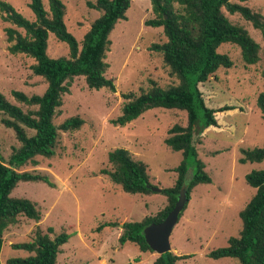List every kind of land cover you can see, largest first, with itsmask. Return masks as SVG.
Segmentation results:
<instances>
[{"label": "rangeland", "instance_id": "rangeland-1", "mask_svg": "<svg viewBox=\"0 0 264 264\" xmlns=\"http://www.w3.org/2000/svg\"><path fill=\"white\" fill-rule=\"evenodd\" d=\"M9 3L27 20L35 16L28 7L29 0H0ZM65 6L64 23L81 45L84 34L92 22L101 15L89 7L96 0H60ZM48 11V0H42ZM243 5L264 17V0H248ZM227 19L247 30L260 46L259 61L245 65L240 49L225 43L217 51L227 55L233 65L220 68L214 78L198 85L205 105L219 110L223 106L235 109L215 113L216 127L205 129L195 144L198 158L205 165L210 184H200L190 191V200L179 217L171 237V253L189 256L176 264H239L237 259H210L211 250L227 245L230 237L238 236L241 230L239 212L255 193L246 181V174L264 170L261 163L238 162L241 149L259 148L264 145V118L256 105L258 95L264 94L261 72L264 70V36L255 30L239 14H229ZM125 20H118L109 35L111 41L106 52L108 69L105 77L112 80L115 91L105 88L88 89L84 77H74L67 92L62 95V105L53 117L58 127L70 117H79L83 124L78 130L58 131V139L51 158L36 156L16 171L46 176L51 183L19 182L10 196L25 198L36 205L40 220L33 221L19 215L14 224L3 233L0 263L10 259L26 258L33 253L14 249L16 243L31 242L33 231L39 227L46 232L52 227L54 234H70L60 248L56 264H154L157 253H141L133 243L120 245L122 225L140 222L145 217L155 216L167 204L161 193L129 194L113 183L102 170L113 171L108 163V153L116 148L127 150L133 160L146 165L151 186L169 188L176 183V167L181 163V152L172 151L164 140L169 129L179 124L186 126L184 111L156 108L148 110L125 126L111 123L121 114L127 102L122 94L139 96L150 89V81L166 88L177 84L164 64L162 54L150 50L152 44L166 42L163 28L146 26L147 20L156 16L150 0H132L125 13ZM6 28H15L2 20L0 13V93L5 99L24 112L35 111L16 100L12 92L27 96L42 95L47 84L42 77L31 71L34 60L24 54H11ZM47 55L50 58L68 57L67 44L48 37ZM10 119L0 112V160L10 165V156L19 148L15 132L3 124ZM11 120V119H10ZM28 135L34 132L23 127ZM189 167L187 179H190ZM112 223V226L100 225Z\"/></svg>", "mask_w": 264, "mask_h": 264}, {"label": "trees", "instance_id": "trees-1", "mask_svg": "<svg viewBox=\"0 0 264 264\" xmlns=\"http://www.w3.org/2000/svg\"><path fill=\"white\" fill-rule=\"evenodd\" d=\"M132 0H96L88 3L89 7L101 11V15L90 25L84 34L81 45L67 31L64 23L65 6L60 0H48V11L42 0H29L28 7L35 16L31 22L18 13L12 5L0 1L2 20L15 28H6L8 50L11 54H24L34 60L31 71L42 77L46 90L42 95L27 96L13 91V97L28 106H36L35 111L24 112L18 106L9 103L0 93V112L10 119L3 120L7 128L14 130L20 143L10 156V165L0 160V252L3 233L9 225L16 222L19 215L33 221L40 220L36 205L25 198H14L10 194L19 182H42L51 186L46 176L16 170L28 162L34 163L36 156L51 158L58 139V131L78 130L83 124L79 117H70L60 126L53 123V117L62 105V95L67 92L74 77H84L88 89L105 88L115 91L112 80L105 77L108 64L106 52L111 41L109 35L118 20L126 19V11ZM248 0H150L155 18L147 20L146 26L162 27L166 42L152 44L150 50L161 53L164 64L170 74L177 79V84L166 88L150 81V89L135 96L129 92L122 94L127 100L121 114L111 123L125 126L139 118L148 110L161 108L179 110L186 113L187 124L173 125L164 143L175 152H181V163L176 167V183L173 187L163 188L161 194L166 196L167 206L155 216L145 217L140 222H128L122 225L123 231L118 238L122 246L135 244L141 253L152 252L146 244L143 229L150 224L162 222L174 207L180 188L187 183V198L190 191L200 184H210V176L205 172L204 163L198 158L195 147L200 134L209 127H216L215 113L235 109L223 106L219 110L205 105L198 85L215 76L220 68L229 69L233 63L217 49L229 43L238 46L245 65H254L259 61L260 46L251 38L247 30L232 24L223 10L229 14H239L245 21L264 36V17L243 5ZM52 34L57 40L67 44L68 57L50 58L47 55L48 37ZM264 82V70L261 72ZM256 105L264 118V94L258 95ZM27 128L34 132L28 135ZM242 157L238 162L261 163L264 161V145L259 148L241 149ZM108 163L113 171L102 170L110 180L119 185L125 193L148 194L152 191L146 187L150 184L146 165L133 160L129 152L116 148L108 153ZM189 167H192L190 179H187ZM246 183L255 189L254 195L239 212L241 230L236 237H230L227 245L208 253L210 259L233 258L239 264H264V170H253L245 176ZM187 201V203H188ZM187 205V204H186ZM186 205L183 211L186 208ZM182 211V212H183ZM180 213L179 217L182 215ZM112 226V223L100 225ZM54 234L52 227L42 232L39 227L33 231L31 242L16 243L14 249L33 253L26 258L10 259L8 264H56L60 248L71 237L61 232ZM189 256H177L171 252L158 256L154 264H176ZM1 264V263H0Z\"/></svg>", "mask_w": 264, "mask_h": 264}, {"label": "water", "instance_id": "water-1", "mask_svg": "<svg viewBox=\"0 0 264 264\" xmlns=\"http://www.w3.org/2000/svg\"><path fill=\"white\" fill-rule=\"evenodd\" d=\"M146 187L155 193H160L162 190L161 188L151 186V184H147ZM187 189L188 185L184 183L179 190L174 207L162 222L150 224L142 231L146 244L149 246L150 250L157 253L158 256L171 252L170 237L175 225L179 221L180 213L187 204Z\"/></svg>", "mask_w": 264, "mask_h": 264}]
</instances>
